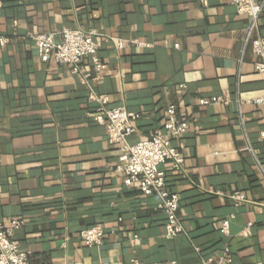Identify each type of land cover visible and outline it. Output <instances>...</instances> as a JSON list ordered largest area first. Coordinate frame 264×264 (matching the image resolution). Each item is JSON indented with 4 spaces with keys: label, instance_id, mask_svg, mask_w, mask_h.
Masks as SVG:
<instances>
[{
    "label": "crops",
    "instance_id": "0c3cea01",
    "mask_svg": "<svg viewBox=\"0 0 264 264\" xmlns=\"http://www.w3.org/2000/svg\"><path fill=\"white\" fill-rule=\"evenodd\" d=\"M247 24L231 0H0V223H24L14 239L30 264H203L227 251L233 264L264 260V108L248 103L264 96V75ZM260 24L264 38V14ZM70 28L99 35L105 68L96 79L85 61L89 85L43 63L32 40ZM91 90L140 115L131 144L170 105L189 122L183 168L163 166L186 234L165 238L157 198L111 171L121 150L96 122ZM237 192L249 200L240 208ZM95 225L108 234L90 248L80 232Z\"/></svg>",
    "mask_w": 264,
    "mask_h": 264
},
{
    "label": "built area",
    "instance_id": "2783aa9c",
    "mask_svg": "<svg viewBox=\"0 0 264 264\" xmlns=\"http://www.w3.org/2000/svg\"><path fill=\"white\" fill-rule=\"evenodd\" d=\"M25 2L26 0H18ZM205 4L207 0H199ZM231 5L237 13L248 18V27L245 42L252 43L253 54L261 60L255 65L257 73L264 75V38L261 36L260 20L264 14V0H231ZM99 36L96 31L86 32L81 29H63L60 33L37 34L32 37L40 60L45 64H59L71 68L73 75L83 83H91V73L85 67L88 59L94 64L99 79L104 71V65L99 58L101 43L95 39ZM104 43L111 41L105 37ZM130 45H142L141 42L130 41ZM119 47H123L120 42ZM179 47V45H176ZM243 60H241L242 62ZM92 102L97 103L95 120L105 127L111 145L119 146L121 154L117 165L111 171L122 179L125 187H135L143 197H156L157 209L165 215V238L175 239L186 234L180 217L181 197L171 193L167 188V173L163 166L171 163L172 170H181L184 165V136L190 130L188 121L179 119L176 106L170 105L167 109L163 125L148 139L135 144L129 138L136 134L135 123L140 115L129 111L126 107H111L110 98L98 96L93 90L89 95ZM220 99L202 100V106L220 102ZM248 103L264 108V96L251 100ZM264 140V131L261 132ZM179 144L174 146L173 143ZM235 208H240L249 202L246 195L233 193L229 195ZM24 226L22 221L11 222L8 226L0 223V264H30V255L23 252L18 241L14 239V232ZM230 219L221 224L222 233L229 235ZM112 233H115L111 230ZM80 239L87 247L101 246L108 234L103 225H95L80 232ZM227 251L220 258H209L203 264H233ZM137 264L136 261H134ZM257 264H264V260Z\"/></svg>",
    "mask_w": 264,
    "mask_h": 264
}]
</instances>
